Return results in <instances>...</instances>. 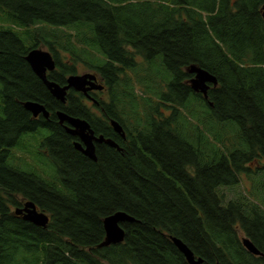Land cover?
<instances>
[{"label":"trees","instance_id":"obj_1","mask_svg":"<svg viewBox=\"0 0 264 264\" xmlns=\"http://www.w3.org/2000/svg\"><path fill=\"white\" fill-rule=\"evenodd\" d=\"M263 6L0 0V264H189L172 236L203 264H264ZM41 46L56 80L84 66L107 88L99 108L122 125L120 149L100 146L94 161L60 130L45 133L47 155L40 139L23 141L27 100L88 113L31 72L26 55ZM193 65L217 78L206 96L192 88ZM29 200L46 227L15 213ZM117 211L134 220L121 223L122 242L100 246Z\"/></svg>","mask_w":264,"mask_h":264},{"label":"water","instance_id":"obj_2","mask_svg":"<svg viewBox=\"0 0 264 264\" xmlns=\"http://www.w3.org/2000/svg\"><path fill=\"white\" fill-rule=\"evenodd\" d=\"M262 15L264 18V6L262 8ZM26 60L30 64L33 71L45 82L47 88L51 94L57 98L62 103H65L67 100V94L69 89H75L77 91H85L89 89L88 85H91L94 88H103L102 84H96L97 76L93 73H84V74H70L67 77V84L60 85L59 83L50 81L47 78V70H53L56 68V61L53 57V54L49 50H44L41 48H33L26 55ZM190 72L194 73V77L191 79L192 88L195 91L202 92L205 96L210 87V84L216 85L218 83L217 78L210 73L209 71L197 67L191 66ZM24 107L33 113V115H38L40 112H43L45 116L49 115V111L46 107L36 101L27 100L24 102ZM58 115L61 121H69L74 125L75 130H70L73 134L80 135L82 140L85 142V147H82L80 144H76V147L84 153L90 159L96 161V148L94 141L97 142H106L108 145L120 149L117 142L111 138H105L103 135L99 137L94 136L93 130L90 128L89 123L86 120L75 118L68 114L66 111L59 110ZM112 126L114 129L125 137V131L122 125L117 120H112ZM17 215H22L23 218L27 221L32 222L35 225L46 227L49 223L50 217L47 213L42 210H39L37 205L33 201L25 202L24 206L17 208L15 210ZM134 218L123 211H117L104 218V228L106 236L104 241L100 246H107L113 243H119L124 240L125 231L121 226V223L124 221H133ZM172 240L177 246V248L185 256L189 264H203L202 257H196L191 248L183 242L178 237L172 236ZM243 245L255 255H260L261 251L256 247V245L248 237H243Z\"/></svg>","mask_w":264,"mask_h":264},{"label":"flooded vegetation","instance_id":"obj_3","mask_svg":"<svg viewBox=\"0 0 264 264\" xmlns=\"http://www.w3.org/2000/svg\"><path fill=\"white\" fill-rule=\"evenodd\" d=\"M41 47H36V48H41ZM41 49H43V48H41ZM30 68H31V66H30ZM31 72L38 78L39 82L42 85L47 87L45 82L33 71L32 68H31ZM60 73H61L60 70L56 66V68L53 69V70H47L46 74H47V78L50 81L59 83L60 85L67 84V77L69 75L66 76V82H60V81L56 80V78L61 77ZM77 74H84V73H77ZM95 83L96 84H101V82L99 81L98 77H97V80L95 81ZM87 87H89L87 92H85V91H77V90H75L73 88L68 90V93L72 91L73 95L76 97V101H74L75 105L79 106V104H80L88 112V113H84L85 115H73V114H70V115L75 117V118H80V119L86 120L89 123L90 128L93 130L95 137H99L100 135H103L105 138H111L115 142H117L116 141L117 137L119 138V136L120 137H123V136L121 134H119L114 129V127L112 126V120L113 119H109L107 117V115L105 117V114H104L103 110H101L99 108L100 102H99L98 97L100 99H103L104 97H107L106 96L107 88L106 87H103L101 89L100 88H94L91 85H88ZM105 100H107V99H105ZM33 101H36V100H33ZM36 102H39V101H36ZM39 103H41V102H39ZM64 104H70L69 100L67 99ZM23 107H24V102H23ZM47 110L49 111V115L48 116H45L43 114V112H40L38 115L35 116V115H33L32 112L27 110L28 117H29L28 121L34 123V126L32 127V132L29 135H26V137L23 138V141H25V142L31 141L32 140L31 136H34L35 140L40 139L39 140L40 151H42L43 153H45V155H47V150L45 149V147H43V145H44L43 142L45 140L44 138H48L47 136H49L50 134L48 135V134H45V133L51 132L53 134L54 133L58 134L57 132H59V131H57V130H60V131H62L64 133V135L67 136L68 143L70 145H72L76 150H78V151H80L82 153V151L79 150L76 147V144H80L82 147H85L86 145H85V142L82 140L80 135L73 134L70 131V130H72V131L75 130L74 125L71 124L67 120H65V121H61L60 120V117L58 115V111L60 109H58L57 107L54 108L53 111L49 110V109H47ZM29 113H31L30 116H29ZM0 118H2V117L0 116ZM89 118L97 119L96 125ZM24 130H26V128ZM57 140H59V138H57ZM94 144H95V148H96V155H97V149L100 146L108 145L106 142H97V141H94ZM117 144H118V142H117ZM110 147H112V146H110ZM113 148H115V147H113ZM82 154L84 155V153H82ZM10 216H11V218L14 217L12 212H11ZM19 216H22V215H19Z\"/></svg>","mask_w":264,"mask_h":264},{"label":"rangeland","instance_id":"obj_4","mask_svg":"<svg viewBox=\"0 0 264 264\" xmlns=\"http://www.w3.org/2000/svg\"><path fill=\"white\" fill-rule=\"evenodd\" d=\"M41 48L45 49V50H48L45 46H42ZM86 72H89V69L85 68L84 66H79L78 70H77V73H86ZM191 83V82H190ZM106 99V97H104ZM20 155V154H18ZM21 156V155H20ZM28 160L30 161V159L28 158ZM40 163L42 164H47V161L46 159H41ZM51 165V164H50Z\"/></svg>","mask_w":264,"mask_h":264}]
</instances>
